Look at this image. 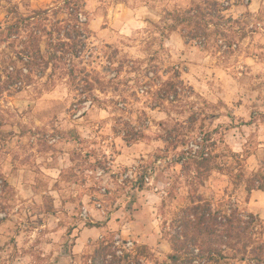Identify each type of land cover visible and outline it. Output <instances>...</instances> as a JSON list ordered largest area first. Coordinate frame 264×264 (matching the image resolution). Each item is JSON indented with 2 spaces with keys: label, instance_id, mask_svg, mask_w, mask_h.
Wrapping results in <instances>:
<instances>
[{
  "label": "rangeland",
  "instance_id": "1",
  "mask_svg": "<svg viewBox=\"0 0 264 264\" xmlns=\"http://www.w3.org/2000/svg\"><path fill=\"white\" fill-rule=\"evenodd\" d=\"M105 1L0 0V23L17 10L46 27L43 55L52 40L71 38L45 72L26 65L29 29L0 42V264H84L110 234L129 250L149 246L148 264L162 263L171 221L189 204L188 162L251 153L248 169L264 176V0L224 6L220 30L236 34L233 48L212 38L187 51L176 43V57L166 44L180 34L177 10L114 47L91 27ZM17 72H31L30 84L2 77ZM228 186L214 173L199 190L220 209ZM245 197L239 188L229 205L256 215ZM257 226L263 233L260 217Z\"/></svg>",
  "mask_w": 264,
  "mask_h": 264
},
{
  "label": "trees",
  "instance_id": "2",
  "mask_svg": "<svg viewBox=\"0 0 264 264\" xmlns=\"http://www.w3.org/2000/svg\"><path fill=\"white\" fill-rule=\"evenodd\" d=\"M225 8L219 0H206L203 4L192 7L184 12L172 13L175 21L173 30L179 31L186 45L194 41L208 38L220 41L233 48L237 36L234 32L227 34L221 20ZM16 16L8 23H0V42H12L21 37L25 30H30L25 58L27 67H38L44 72L51 65L56 66L64 56H58L64 48L71 45L68 38L58 37L52 40L47 56L42 51L46 27L41 22H35V16H22L16 10ZM211 26L215 29L211 30ZM40 32V33H39ZM60 32V31H59ZM51 35V34H50ZM243 35L241 39H245ZM222 48V47H221ZM62 55H64L62 53ZM31 72H17L2 75L10 85H29ZM176 84H171L167 95L175 90ZM177 129H167L164 142L173 146L177 142ZM194 158L187 163V170L193 174V188L189 193V204L171 221L170 244L172 252L162 263L156 264H264V232H257L259 217L254 213L237 206L229 205L239 188L244 189L245 203L249 204L253 191L264 192V176L260 172H252L247 167L251 153L241 155L233 153L221 161V156L210 152L207 157ZM214 173L228 178L229 185L225 190L221 208L217 207L214 198H206L199 187H205ZM230 188L233 190L231 191ZM229 207V208H226ZM235 207V208H234ZM248 217L249 219H246ZM120 237L110 234L99 241L92 252L84 257V264H148L152 260L149 246L135 245L132 249L119 246Z\"/></svg>",
  "mask_w": 264,
  "mask_h": 264
},
{
  "label": "crops",
  "instance_id": "3",
  "mask_svg": "<svg viewBox=\"0 0 264 264\" xmlns=\"http://www.w3.org/2000/svg\"><path fill=\"white\" fill-rule=\"evenodd\" d=\"M193 1L194 0H108L104 3L99 2L98 7H101L104 12L96 13L95 23L91 27L98 41L104 42V44L108 46L121 47L123 46V41L130 43L129 38H131L135 32L147 29L150 22H160L165 9L170 11L177 10L178 12L185 11L193 4ZM195 1H199V3L203 2V0ZM219 1L221 2L223 0ZM253 7L254 5L252 4L249 9L251 10ZM240 8L241 7L236 8L238 12L234 11L236 15H241L242 12ZM98 10L101 9L98 8ZM176 43L182 46L181 50L187 51L188 48L181 34L174 33V35H171V37L167 39L166 44L169 52L174 57L179 53L174 46ZM61 169H63V167ZM248 205L256 215L264 220V193L262 191H253L251 201Z\"/></svg>",
  "mask_w": 264,
  "mask_h": 264
},
{
  "label": "built area",
  "instance_id": "4",
  "mask_svg": "<svg viewBox=\"0 0 264 264\" xmlns=\"http://www.w3.org/2000/svg\"><path fill=\"white\" fill-rule=\"evenodd\" d=\"M247 1L249 2V0H247ZM222 4H223V6H229L230 2H229V0H226V1L222 2ZM87 213H88V210H85V214H87Z\"/></svg>",
  "mask_w": 264,
  "mask_h": 264
}]
</instances>
